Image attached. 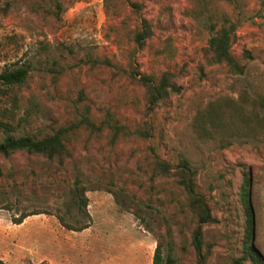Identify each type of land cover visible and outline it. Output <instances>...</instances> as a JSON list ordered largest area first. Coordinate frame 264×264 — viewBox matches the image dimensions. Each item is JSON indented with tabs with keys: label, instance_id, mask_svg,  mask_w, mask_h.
I'll list each match as a JSON object with an SVG mask.
<instances>
[{
	"label": "rangeland",
	"instance_id": "374dc122",
	"mask_svg": "<svg viewBox=\"0 0 264 264\" xmlns=\"http://www.w3.org/2000/svg\"><path fill=\"white\" fill-rule=\"evenodd\" d=\"M9 1L0 13V71L26 68L19 85L0 84V119L15 126L11 134L38 136L85 108L95 124L109 115L120 130L80 126L60 164L23 152L0 156V259L151 264L159 241L174 264H196L195 217L175 178L152 173L156 154L169 166L182 157L195 172L213 218L202 227L206 264L242 254L245 178L249 241L264 256V120H234L211 133L194 127L210 104L248 112L251 100L264 102L262 1L132 0L135 9L128 0H57L58 10L54 0ZM142 17L151 32L139 46ZM225 20L235 27L231 53L248 52L240 74L205 62L206 39ZM137 71L170 72L179 90L150 109ZM255 108L259 117L264 107ZM23 212L36 213L13 221Z\"/></svg>",
	"mask_w": 264,
	"mask_h": 264
},
{
	"label": "trees",
	"instance_id": "16d2710c",
	"mask_svg": "<svg viewBox=\"0 0 264 264\" xmlns=\"http://www.w3.org/2000/svg\"><path fill=\"white\" fill-rule=\"evenodd\" d=\"M264 5V0H261ZM129 4L135 9L139 8V3L128 0ZM10 5L9 0H0V13H4ZM55 9L60 8L59 2L54 0ZM140 29L134 33V41L141 46L144 39L150 36L151 28L149 22L145 18H140ZM234 23L225 20L224 23L216 28L211 29V33L206 39L203 54L205 62L208 64H222L225 68L233 73L240 74L243 72L245 62L249 58L248 52L242 53L240 58L235 57L230 46L234 37ZM136 82L140 84L145 93L146 103L152 109L158 103L164 101L171 94H175L179 90V86L173 81V74L167 71L160 73L158 77H153L150 74H142L135 72ZM133 74V75H134ZM26 76L25 67H17L13 69H2L0 71V84L5 88H11L13 85H19L23 82ZM252 101V108L246 112L241 105L231 104L227 107H221L220 104L208 105L202 111H199L194 118V127L198 132L211 133L220 127L228 126L235 121L240 122L244 126L249 122L257 124L264 120V108L262 114L258 117L255 105L264 107L262 98H257ZM227 104V103H224ZM87 108L80 113L78 118L70 120L65 124H59L50 131L44 132L38 136L32 134H11L15 130V126L8 120L0 119V156L6 158L15 152H23L28 155H35L45 158L49 161H54L60 164L64 157L68 155V149L65 142L75 134L76 130L81 126L89 132L100 130L102 126L108 127L112 135L115 136L120 126L112 120L109 115L103 118L98 124L91 121L87 115ZM140 135H146L142 130L136 131ZM152 173L155 175L172 176L176 183L183 190L187 207L195 217V225L191 231L190 243L196 253V264H206V252L202 251V227L206 223L213 221L209 206L203 195L195 190L194 170H192L186 159L180 157L173 166H169L161 160L157 154L152 158ZM248 179H244L242 185V201L245 215V231L242 240V254L235 257L232 264H264V256H262L251 244L250 234L252 217L251 210L247 203L246 186ZM82 204L85 205V198H82ZM36 212H23L13 221L19 222L29 214ZM66 225L64 222H62ZM85 226H80L77 229H82ZM69 229H72L68 227ZM168 228H166V233ZM0 264H6L0 259ZM151 264H174L173 257L169 252L162 253L161 243H155Z\"/></svg>",
	"mask_w": 264,
	"mask_h": 264
}]
</instances>
